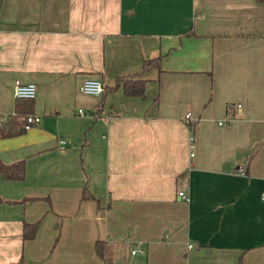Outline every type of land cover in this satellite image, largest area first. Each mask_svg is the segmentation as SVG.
<instances>
[{"label":"crops","instance_id":"1","mask_svg":"<svg viewBox=\"0 0 264 264\" xmlns=\"http://www.w3.org/2000/svg\"><path fill=\"white\" fill-rule=\"evenodd\" d=\"M157 56L143 98L77 90ZM15 80L35 84L40 120L0 138L2 163L25 161L0 197L32 199L0 204V264H264L263 3L0 0V115Z\"/></svg>","mask_w":264,"mask_h":264},{"label":"trees","instance_id":"2","mask_svg":"<svg viewBox=\"0 0 264 264\" xmlns=\"http://www.w3.org/2000/svg\"><path fill=\"white\" fill-rule=\"evenodd\" d=\"M257 3H263L264 0H255ZM162 56H157L151 59H146L141 64V71L131 77H116L112 86H103L101 93L104 96L106 93L113 92L119 88L122 89L123 94L126 97L131 98H143L145 95V85L147 80L143 76L152 69L160 71ZM99 110L95 113L98 114ZM33 113V100L16 99L14 104V112L8 115L3 125L0 127V138H9L13 136H19L26 132V117ZM193 123L188 124L190 132H193ZM25 177V161L20 160L11 164H4L0 161V179L3 180H15L20 181ZM93 199V196L88 192L85 186L82 191L81 200ZM32 199L23 198L17 201L5 200L0 197V204H24ZM41 219L35 222L22 224V239L31 240L34 238ZM96 254L100 257H104L105 245L102 241L97 240L94 243ZM9 264H24L23 257H20L16 262ZM240 264V262H239Z\"/></svg>","mask_w":264,"mask_h":264},{"label":"built area","instance_id":"3","mask_svg":"<svg viewBox=\"0 0 264 264\" xmlns=\"http://www.w3.org/2000/svg\"><path fill=\"white\" fill-rule=\"evenodd\" d=\"M77 90L79 93L85 94V95H91V96H100L103 91V83L99 79H85L82 82L78 84ZM36 94V86L33 83H22L19 80H15L13 83V96L15 99H27V100H33ZM240 104H227V118L223 121H219V125H230L232 124L235 119L237 118L236 111L240 109ZM77 113L80 116L85 115L86 113L82 109H78ZM7 116L0 115V127L3 125L4 121L6 120ZM40 118L36 115H28L26 117V125L25 129L28 130L31 128V126L37 124L39 122ZM185 123L188 125L191 122L190 120V114L187 113L184 115ZM192 142V138H191ZM61 144H63V141H60ZM192 156V153H191ZM178 196L188 201V196L183 193L179 192ZM262 198L264 199V193H262ZM188 248H191V245H188ZM137 253H143V250L139 247H136L130 251L131 255H135ZM124 264H133V263H124Z\"/></svg>","mask_w":264,"mask_h":264}]
</instances>
